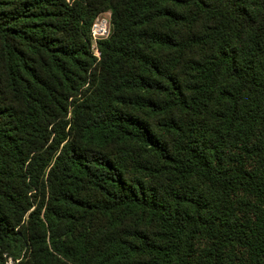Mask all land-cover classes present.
<instances>
[{
  "label": "trees",
  "instance_id": "1",
  "mask_svg": "<svg viewBox=\"0 0 264 264\" xmlns=\"http://www.w3.org/2000/svg\"><path fill=\"white\" fill-rule=\"evenodd\" d=\"M4 256L264 264V0H0Z\"/></svg>",
  "mask_w": 264,
  "mask_h": 264
},
{
  "label": "built area",
  "instance_id": "2",
  "mask_svg": "<svg viewBox=\"0 0 264 264\" xmlns=\"http://www.w3.org/2000/svg\"><path fill=\"white\" fill-rule=\"evenodd\" d=\"M110 18H111V12L106 11L98 16L93 20L91 26H90V38H91V53L92 56L98 61L100 58V52L97 48V43L101 40L106 39L109 36L110 31ZM9 264H11V261L14 263H18V261H13L11 258L8 259ZM7 264V263H6Z\"/></svg>",
  "mask_w": 264,
  "mask_h": 264
},
{
  "label": "rangeland",
  "instance_id": "3",
  "mask_svg": "<svg viewBox=\"0 0 264 264\" xmlns=\"http://www.w3.org/2000/svg\"><path fill=\"white\" fill-rule=\"evenodd\" d=\"M4 257H5V264H6V263L9 264V263H8V262H9L8 259H10V258L7 257V256H4ZM11 264H19V261H18V263H14V262L11 261Z\"/></svg>",
  "mask_w": 264,
  "mask_h": 264
}]
</instances>
